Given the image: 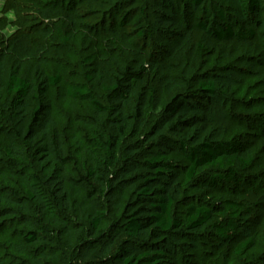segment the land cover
Segmentation results:
<instances>
[{"label":"trees","instance_id":"1","mask_svg":"<svg viewBox=\"0 0 264 264\" xmlns=\"http://www.w3.org/2000/svg\"><path fill=\"white\" fill-rule=\"evenodd\" d=\"M202 1L190 0V4L200 7ZM210 7L213 26L207 28L199 23L195 27L201 32L194 48L197 57L214 55L213 39L219 42L254 39L253 30L244 29L238 21L231 20L228 12L241 7L251 15L259 11V0H220ZM35 13L46 20L64 15L59 8H40ZM68 20L71 23L70 17ZM186 28L184 39L174 47L175 54L182 58L193 44V29L187 31ZM54 37L68 44L72 33L60 27ZM139 37L127 41L113 36L111 40L115 49L123 53L132 48ZM5 51L12 64L6 68V57L0 63V159L8 169L13 168L19 174L22 189L10 192L0 187V218L19 217L20 224L28 228L23 241L28 246L36 245L32 249L34 264H60L57 248L50 244L53 240L43 237L44 228L31 223L27 217L34 210L45 215L52 212L53 216L74 212L75 201L67 189L73 181L66 173V166L74 162L79 164L77 184L87 189L85 199L92 206L102 199L101 208L93 209L87 219L89 260L84 264H162L164 249L171 241L185 235L193 237L208 227L213 219L211 208L194 203L179 211L180 201L187 200L180 175L184 174L187 185L202 182V191L229 184L242 195L248 193L241 189L245 180L241 176L254 168L255 158L244 140L234 137L190 146L177 139L182 132L206 122L210 98L219 89L230 92L232 86L228 83L210 78L189 88L165 79L164 87L179 91L168 100L157 122L145 132V110L147 105L153 106V96L149 97L147 105L143 102L142 86L150 74L147 62L133 64L110 56L87 57L85 62L89 65L100 61L107 76L92 70L94 76H87L85 83H69L64 89L67 99L87 102L91 108L90 115H79L75 119L86 128L77 146L81 158L76 161L67 151L57 124L45 116L47 91L58 87L62 80L61 75L46 73L42 59L46 48L23 33L11 37ZM26 61L34 62V73L25 78L20 72ZM92 80L102 90L101 98L87 84ZM194 103L197 109H193ZM154 142L160 145L170 142L177 148L187 161L185 173L161 149L139 161L133 160L146 145ZM31 161L38 172L32 170ZM200 170L207 173L198 179L196 174ZM122 191L128 192L124 207L118 203ZM112 210L120 212V216L110 224L107 220ZM223 213L227 218L213 225L214 233L217 239L228 242L236 238L240 219L244 213L249 214L250 209L242 203L226 200ZM56 223L62 229L68 228L60 220ZM252 245L253 239H246L236 245L235 253L242 254ZM12 246L23 253L16 244Z\"/></svg>","mask_w":264,"mask_h":264},{"label":"rangeland","instance_id":"2","mask_svg":"<svg viewBox=\"0 0 264 264\" xmlns=\"http://www.w3.org/2000/svg\"><path fill=\"white\" fill-rule=\"evenodd\" d=\"M219 2L203 0L202 6L196 7L190 4V0H0V63L6 57V68L12 64L6 56L5 47L16 34H27L35 43L46 48L42 58L45 71L49 75H61L62 80L58 87L47 91L45 116L57 124L67 151L75 156L76 161L81 158L77 146L82 142L86 128L75 119L79 115H90L91 108L87 102L67 99L64 89L69 83H85L87 76H94L92 70L107 76L106 68L100 61L86 64L89 56L97 59L110 56L123 63L147 62L150 74L142 86L143 102L147 105L149 97L153 96V106L147 105L145 110V132L157 122L168 100L179 91L164 87V81L171 79L175 85L178 83L190 88L199 81L212 78L232 86L230 92L219 89L210 98L206 122L182 132L177 139L190 146L202 141H224L234 137L244 140L255 158L254 168L241 176L245 179L241 189L248 193L242 195L229 184L202 191V182L187 185L184 174L180 175L187 200L180 201L179 211L195 203L211 208L213 219L201 233L171 241L164 249L162 264H264V0H259V11L251 15L241 7L228 12L231 20L238 21L244 29L253 30V40L219 42L213 39L214 55L197 57L194 48L201 32L195 27L199 23H204L207 28L213 26L210 6ZM40 8L63 9L64 15L46 20L35 13ZM60 27L72 33L68 44L54 37ZM185 27L187 31L193 29V44L182 58L175 54L174 47L184 39ZM113 36L127 41L140 37L132 48L126 47L127 51L121 53L112 44ZM33 73L34 62L26 61L20 75L26 78ZM87 84L101 98L102 90L97 82L92 80ZM194 104L193 109H197ZM157 149L168 153L170 160L185 173L187 161L170 142L148 144L133 160L139 161ZM31 163L32 170L38 172L37 166L33 161ZM66 173L73 181L67 189L75 201L74 212L53 216L52 212L45 215L34 210L27 218L44 228L41 232L43 237L53 240L50 244L57 248L60 264H84L89 260L86 250L89 239L87 219L93 209L101 208L102 199L94 206L85 199L87 189L77 184L80 173L78 162L68 164ZM206 173L200 170L196 177L199 176V179ZM0 187L10 192L22 189L19 174L13 168L8 169L1 159ZM127 196V191L121 192L118 198L121 207L126 205ZM226 200L242 203L250 209V213H244L240 219L236 238L228 242L217 239L213 227L227 218L223 213ZM119 216L120 212L112 210L108 214V223L118 220ZM57 220L64 222L62 225L68 228L62 229ZM28 231L20 224L19 217L0 218V264H34L32 249L36 245L28 246L23 241ZM246 239H253V245L242 254L235 253L236 245ZM15 244L23 253L12 248Z\"/></svg>","mask_w":264,"mask_h":264}]
</instances>
